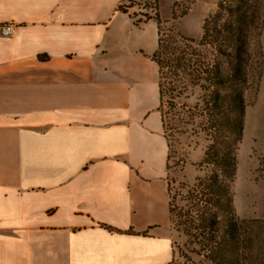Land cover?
<instances>
[{
	"label": "crops",
	"instance_id": "crops-1",
	"mask_svg": "<svg viewBox=\"0 0 264 264\" xmlns=\"http://www.w3.org/2000/svg\"><path fill=\"white\" fill-rule=\"evenodd\" d=\"M122 3L0 0V264L174 258L157 41Z\"/></svg>",
	"mask_w": 264,
	"mask_h": 264
},
{
	"label": "trees",
	"instance_id": "trees-1",
	"mask_svg": "<svg viewBox=\"0 0 264 264\" xmlns=\"http://www.w3.org/2000/svg\"><path fill=\"white\" fill-rule=\"evenodd\" d=\"M157 6L154 16L147 15L144 21L153 18L158 23L152 58L159 67L162 100L170 94L168 101L175 104L176 97L191 98L199 89L197 102L189 106L188 119L182 122L201 118L194 132H205L210 140L202 161L208 171L192 186L184 184L185 204L176 211L169 187L171 218L175 214L178 228L196 245L190 251L202 257L198 264H264V217H240L231 191L247 93L258 88L263 76L264 0H218L204 20L199 40L183 36L163 20ZM119 9L127 11L124 3ZM177 14L175 9L174 18ZM161 114L164 127L162 110ZM185 256V264H197ZM166 264L176 263L173 258Z\"/></svg>",
	"mask_w": 264,
	"mask_h": 264
},
{
	"label": "rangeland",
	"instance_id": "rangeland-1",
	"mask_svg": "<svg viewBox=\"0 0 264 264\" xmlns=\"http://www.w3.org/2000/svg\"><path fill=\"white\" fill-rule=\"evenodd\" d=\"M217 2L218 0H124V5L131 10V18L134 17L135 21L143 20L139 23L140 32L146 37L148 44L156 47L158 23L152 18L144 21L147 15L154 16L156 3L163 20H167L183 36L199 40L203 34L204 20L215 11ZM175 9L178 14L174 18ZM182 10H186V13H179ZM111 11L108 10L106 14L112 13ZM128 18L130 20L129 15ZM261 44L264 58V29ZM198 92L199 89H196L197 94L191 98L176 97L175 104L168 101L171 97L166 94L161 105L165 134L170 146L168 183L174 196L175 211L185 204L183 197L188 188L184 184L192 186L197 177L208 171L202 161L209 137L205 132H194L198 130L202 119L196 118L195 123L190 124L182 122V118L188 119V108L197 102ZM247 94L249 104L246 106L243 135L237 150V170L231 183V191L235 210L240 217H264V65L258 88L255 85ZM175 222L174 214V262L185 264V254H188L197 264L200 263L202 257L190 251L196 245L190 244L189 237Z\"/></svg>",
	"mask_w": 264,
	"mask_h": 264
},
{
	"label": "built area",
	"instance_id": "built-area-1",
	"mask_svg": "<svg viewBox=\"0 0 264 264\" xmlns=\"http://www.w3.org/2000/svg\"><path fill=\"white\" fill-rule=\"evenodd\" d=\"M18 29L17 24L12 21L4 22L0 24V34L3 36H11L16 33Z\"/></svg>",
	"mask_w": 264,
	"mask_h": 264
}]
</instances>
